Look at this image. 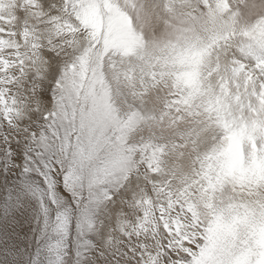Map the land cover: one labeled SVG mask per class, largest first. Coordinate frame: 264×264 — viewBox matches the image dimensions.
<instances>
[{
  "label": "snow or ice",
  "instance_id": "1",
  "mask_svg": "<svg viewBox=\"0 0 264 264\" xmlns=\"http://www.w3.org/2000/svg\"><path fill=\"white\" fill-rule=\"evenodd\" d=\"M0 264H264V0H0Z\"/></svg>",
  "mask_w": 264,
  "mask_h": 264
}]
</instances>
